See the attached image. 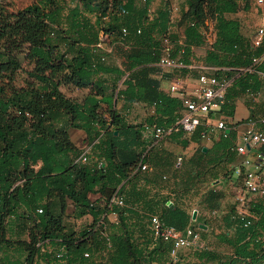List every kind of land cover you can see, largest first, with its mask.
I'll return each mask as SVG.
<instances>
[{
    "label": "trees",
    "instance_id": "1",
    "mask_svg": "<svg viewBox=\"0 0 264 264\" xmlns=\"http://www.w3.org/2000/svg\"><path fill=\"white\" fill-rule=\"evenodd\" d=\"M153 1L35 0L18 11L0 7V264L181 263L183 254L171 257V243L154 238L150 217L178 229L191 225L200 236L212 229L207 223L200 229L176 193L164 192L155 174L158 166L172 165L173 157L159 146L146 151L145 159L157 165L153 174V168L134 172L148 144L145 126H173L182 108V100L162 90L153 75L161 74L166 39L171 58L220 67L223 77L233 73L217 114L230 124L236 100L247 89L255 98L264 85L257 74L241 71L264 52V40L253 47L252 36L242 35L239 20L230 16L249 0H184L175 21L169 0H160L164 6L151 13ZM205 30H212L210 43ZM101 33L110 52L96 47ZM201 46L199 58L195 49ZM114 48L119 65L107 62ZM20 53L31 65L32 80L19 86L14 74L22 67ZM170 70L193 78L198 72ZM67 85L87 92L74 98L62 91ZM259 101L248 102L249 116L235 123L260 118L264 97ZM133 103L152 109L140 123L126 119ZM70 129L82 130L91 146L84 162H75L83 148L73 143ZM204 130L200 125L191 134L171 136L182 148L199 144L187 158L194 165L192 176L199 174L197 168L225 162L226 179L238 191L240 184L231 179L233 131L207 140ZM206 141L210 145L202 151ZM180 167L181 162L175 164V171ZM116 190L121 206L109 203ZM69 205L75 218L91 221L78 230L71 227L65 221ZM231 207L222 222L226 229L216 235L229 251L208 249L199 236V244L186 249L194 255L191 264H264V202L248 206L253 215L248 226L236 215L235 204ZM58 251H63L60 258Z\"/></svg>",
    "mask_w": 264,
    "mask_h": 264
},
{
    "label": "built area",
    "instance_id": "2",
    "mask_svg": "<svg viewBox=\"0 0 264 264\" xmlns=\"http://www.w3.org/2000/svg\"><path fill=\"white\" fill-rule=\"evenodd\" d=\"M258 6L264 5V0H254ZM123 34L125 29L123 28ZM139 32V31H138ZM251 44L253 47L261 46L264 40V23L252 34ZM106 36L100 34V40L96 44L107 52L111 51L110 46L104 45ZM207 43L212 41V30L206 35ZM165 54L160 58L158 65L166 69H196L197 76L195 82L189 90H182L177 82H171L168 91L170 94L177 95L182 100L180 115L175 124L170 127L164 125L145 126V137L148 144L145 151L140 156L134 172H149L152 169L149 161L145 159L147 152L152 148L159 146L172 133L182 131L185 134H191L202 125L205 130L202 137L210 140L220 135L226 137L231 131L235 135L234 144L230 147L236 158L232 162V180L240 184V189L236 193L235 207L236 215L243 221L244 226H248L253 221V215L249 213L251 202L262 200L264 202V118L248 120L247 122L227 124L224 119L217 116L221 105L225 100V92L231 86L233 77L219 76L218 67L183 62L171 58L168 55L170 45L165 40ZM264 64V52L260 55H253L250 63L241 69L242 72L255 73L261 79H264V69L260 67ZM188 76V75H187ZM250 95L253 93L247 89ZM229 129V132H226ZM91 149L90 145L84 146L81 153L75 159V162L86 161L87 154ZM180 162L181 157H178ZM110 204L118 206L123 205V197L116 190L109 200ZM41 212L42 209H37ZM216 212V211H213ZM150 226L154 238H161L163 241L171 243L170 256L176 257L179 250L189 249L198 245L200 240L199 233L188 225L183 229H178L172 225L162 222L156 215L150 217ZM47 243V241H45ZM39 243L38 245H41ZM63 251H58L56 257H62ZM85 256H88L85 253Z\"/></svg>",
    "mask_w": 264,
    "mask_h": 264
},
{
    "label": "rangeland",
    "instance_id": "3",
    "mask_svg": "<svg viewBox=\"0 0 264 264\" xmlns=\"http://www.w3.org/2000/svg\"><path fill=\"white\" fill-rule=\"evenodd\" d=\"M35 0H0V7L4 9L5 12L18 11L22 7L33 3ZM184 3V0H169V9L171 13V20H177L180 14V9ZM164 6V2L160 0H154L150 7L149 12H153L156 8H160ZM243 4L240 5V9L230 16L236 18L240 22V31L242 35L250 38L255 33V30L263 25L264 23V5L258 6L255 4L254 0H249V3L246 8L242 7ZM211 28V25L209 26ZM210 32V30H205L206 35ZM204 47L201 46L195 49V53L199 58L204 55ZM18 57L21 61L22 67L18 72L14 74V84L15 85H23L26 81H31L32 78L28 74L29 68L31 65L24 58V54H18ZM119 51L117 48H114L113 52L108 56L107 62L109 64H120ZM226 69V68H224ZM161 74L164 76V87L168 89L171 82H177L182 90H189L195 82V78L191 76L181 75L179 72L171 73L170 69L161 67ZM231 75L233 73H230ZM227 74V77L231 75ZM62 90L67 94L74 98L81 99L87 92L86 89H76L73 86L67 85L62 86ZM258 100H262L264 97V88L257 95ZM259 101V102H260ZM135 111L133 114L128 116L130 121L140 123L142 122L141 113L144 112V108L142 105H134ZM241 108V107H239ZM240 109H238L239 111ZM260 113V112H258ZM264 116V113L263 115ZM261 116V117H262ZM70 135L72 137L73 143L77 146V148L82 149L84 146L88 145V140L86 138L85 133L79 129H71ZM193 147L187 148L188 151L186 153L176 154L174 153L172 159V165L170 166H158L156 172V179L162 186H164V192L173 191L176 193L177 202L180 204L186 211L190 212L192 215L193 210H197L196 220H191L193 223H204L209 224L212 229L209 230L208 233L202 235L203 239L200 244L204 245L208 249H217L219 252H228L229 248L224 245V243H220L216 239V235L223 232L226 228L222 226V222L224 216L231 210V206L234 205L236 193V186L231 185L228 179H226V170L227 165L225 162H217L213 166H208L205 170L197 171L199 174H194L192 176L191 172L194 170V165L188 162V156L190 155L188 152L192 149L197 150L199 144L192 143ZM185 149V148H182ZM92 153V152H91ZM92 155V154H91ZM90 155V156H91ZM181 157V167L175 171L174 165H180L178 157ZM152 165L153 172L155 171L154 166ZM149 172V173H150ZM166 176L164 179L162 176ZM191 174V175H190ZM153 177V175H151ZM216 211V212H213ZM67 215L65 216V221L74 229H80L83 226L87 225L91 220L87 217L83 218H75V214H73V206L69 205L67 210ZM110 219H115L114 215H109ZM17 239V238H16ZM14 239V240H16ZM200 241V240H199ZM199 244V242H198ZM178 254L181 255L184 260L181 263H172V264H191L194 259V255L192 250H179ZM164 264H170L169 261Z\"/></svg>",
    "mask_w": 264,
    "mask_h": 264
},
{
    "label": "crops",
    "instance_id": "4",
    "mask_svg": "<svg viewBox=\"0 0 264 264\" xmlns=\"http://www.w3.org/2000/svg\"><path fill=\"white\" fill-rule=\"evenodd\" d=\"M155 76L157 79L161 80V84H160V88L162 90H167L165 87H164V76L162 74H156V75H153ZM119 86L121 84V82L118 83ZM264 88V85L261 87V89L258 92V94L260 93V91ZM63 91V90H62ZM254 100H257V102L259 101L258 100V97L256 96L255 98H253V95H250L249 93L248 94H245L244 96H241L240 98H238L236 100V103H235V111H234V116H233V120L231 121H228L230 122V124L232 123H235L236 121H239L241 119H244V118H247L250 114V108L252 109V105H248L249 103L248 102H252ZM247 101V103H246ZM139 106H143L145 107L143 104H140V103H133L132 106L126 110L127 112V115H126V119L129 121V122H132V123H136L133 121H130L128 119V116H130L131 114H133V111H135V107L134 105H138ZM241 107V108H239ZM238 109H240L238 111ZM137 111H135L136 113ZM152 112V109L150 108L149 110L145 107L144 108V112L141 113L143 119L142 121L144 120V118L150 113ZM248 120H252V119H247V120H243L241 122H247ZM71 130V129H70ZM70 138L72 140V137L70 135ZM177 138L174 137V136H169L168 138H166L160 145V149H162L167 157H173L174 153L176 154H181V153H186V151H188L189 148L193 147L192 143L188 145V147H185V149H182L181 145L177 142ZM195 144V143H194ZM204 144L206 145L205 147H208L210 145V142H204ZM188 148V149H187ZM193 152V150L191 149L188 153L191 154ZM92 198H96L98 197V194H92L91 195Z\"/></svg>",
    "mask_w": 264,
    "mask_h": 264
},
{
    "label": "water",
    "instance_id": "5",
    "mask_svg": "<svg viewBox=\"0 0 264 264\" xmlns=\"http://www.w3.org/2000/svg\"><path fill=\"white\" fill-rule=\"evenodd\" d=\"M226 132L228 133L229 129H226ZM204 150H206V147H204L202 151H204ZM168 203H170V202H168ZM196 217H197V210H193L192 215H191V220H196ZM198 227L200 229H203V230L207 229V225L204 224L203 222L199 223Z\"/></svg>",
    "mask_w": 264,
    "mask_h": 264
}]
</instances>
